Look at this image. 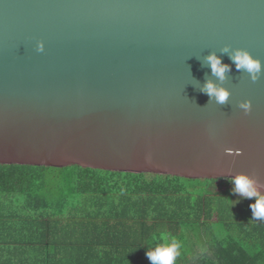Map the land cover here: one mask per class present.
I'll return each instance as SVG.
<instances>
[{"label": "water", "instance_id": "1", "mask_svg": "<svg viewBox=\"0 0 264 264\" xmlns=\"http://www.w3.org/2000/svg\"><path fill=\"white\" fill-rule=\"evenodd\" d=\"M0 165L264 186V0H0Z\"/></svg>", "mask_w": 264, "mask_h": 264}, {"label": "trees", "instance_id": "2", "mask_svg": "<svg viewBox=\"0 0 264 264\" xmlns=\"http://www.w3.org/2000/svg\"><path fill=\"white\" fill-rule=\"evenodd\" d=\"M228 181L0 165V264H150L161 233L176 264H264V221Z\"/></svg>", "mask_w": 264, "mask_h": 264}, {"label": "clouds", "instance_id": "3", "mask_svg": "<svg viewBox=\"0 0 264 264\" xmlns=\"http://www.w3.org/2000/svg\"><path fill=\"white\" fill-rule=\"evenodd\" d=\"M43 43L37 45L36 51L43 52ZM207 61L210 65L211 72L219 79H224V73L229 71V67L221 63V60L214 54L209 55ZM237 70H245L252 82H256L261 72V62L252 57L247 51L236 50L231 56ZM204 93L209 98H214L217 103L224 104L230 93L224 88L215 86L212 82H207L203 89ZM238 107L248 114L251 110V102L248 100L242 101ZM233 185L232 191L243 199H253L254 202L248 205L251 210L250 219H257L264 221V194L261 193L260 185L255 179L245 174H238L231 177L228 181ZM238 202V201H237ZM149 248L145 251L150 264H176L177 257L181 254L183 242L177 237L170 236L167 233L154 235L148 242ZM154 245V246H153Z\"/></svg>", "mask_w": 264, "mask_h": 264}, {"label": "rangeland", "instance_id": "4", "mask_svg": "<svg viewBox=\"0 0 264 264\" xmlns=\"http://www.w3.org/2000/svg\"><path fill=\"white\" fill-rule=\"evenodd\" d=\"M216 185L220 186L221 188L224 187L223 184H221L220 182H217ZM220 187H219V188H220ZM261 193L264 194V190H263V189H261ZM235 196H236L238 199H243V198L239 197L238 194H236Z\"/></svg>", "mask_w": 264, "mask_h": 264}]
</instances>
